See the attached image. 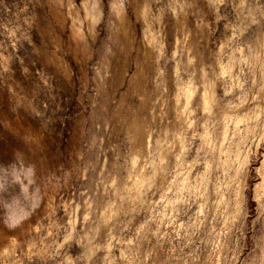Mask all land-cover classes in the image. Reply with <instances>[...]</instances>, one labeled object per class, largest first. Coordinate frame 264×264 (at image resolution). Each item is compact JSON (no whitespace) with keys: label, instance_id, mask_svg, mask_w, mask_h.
<instances>
[{"label":"rangeland","instance_id":"rangeland-1","mask_svg":"<svg viewBox=\"0 0 264 264\" xmlns=\"http://www.w3.org/2000/svg\"><path fill=\"white\" fill-rule=\"evenodd\" d=\"M0 264H264V0H0Z\"/></svg>","mask_w":264,"mask_h":264},{"label":"bare ground","instance_id":"bare-ground-1","mask_svg":"<svg viewBox=\"0 0 264 264\" xmlns=\"http://www.w3.org/2000/svg\"><path fill=\"white\" fill-rule=\"evenodd\" d=\"M187 103V102H186Z\"/></svg>","mask_w":264,"mask_h":264}]
</instances>
